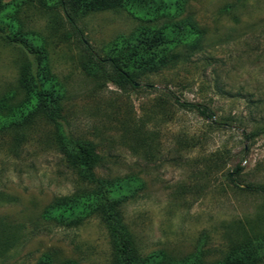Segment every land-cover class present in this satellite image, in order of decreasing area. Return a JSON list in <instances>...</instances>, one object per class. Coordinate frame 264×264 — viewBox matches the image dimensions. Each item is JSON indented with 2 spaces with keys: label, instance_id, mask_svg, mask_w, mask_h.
<instances>
[{
  "label": "rangeland",
  "instance_id": "374dc122",
  "mask_svg": "<svg viewBox=\"0 0 264 264\" xmlns=\"http://www.w3.org/2000/svg\"><path fill=\"white\" fill-rule=\"evenodd\" d=\"M184 17L202 32L199 46L178 49L188 56L140 75L134 88L119 89L110 82L98 86L82 64L90 51L101 58L116 55L115 42L143 24L127 11L83 14L73 26L59 9L27 1L7 16L22 33L43 41L62 95L64 127L93 144L96 175L132 182L124 222L149 264L162 254L177 262L198 251L206 262L220 260L226 230L238 222L264 230V194L244 189L264 187V136H243L264 127V0H186ZM24 58L19 45L0 37V96L17 87ZM174 99L204 106L213 119L232 124L211 126ZM51 132L48 123L37 121L15 147L10 132L0 131V220L14 226L17 236L14 246L0 250V264L44 258L109 264V238L97 218L66 229L46 216L55 197L82 186L53 146ZM237 167L239 188L228 176Z\"/></svg>",
  "mask_w": 264,
  "mask_h": 264
},
{
  "label": "trees",
  "instance_id": "16d2710c",
  "mask_svg": "<svg viewBox=\"0 0 264 264\" xmlns=\"http://www.w3.org/2000/svg\"><path fill=\"white\" fill-rule=\"evenodd\" d=\"M27 1L59 9L71 25L83 14L100 11H127L141 21L128 37L115 42L120 50L116 55L101 58L88 53L82 64L86 75L98 86L110 82L119 89L134 88L136 78L158 68L176 65L186 58L187 51L199 46L202 32L190 17H184L186 0H0V37L17 44L25 58L20 64L17 87L0 96V131L10 132L17 147L35 122L43 120L52 127L50 140L68 167L75 170L81 189L72 195L55 197L47 207L46 216L57 227L77 228L90 218H97L104 226L111 248L109 264H149L141 254L133 232L124 222L123 207L131 183L111 181L96 175L99 156L93 144L68 133L61 111V93L56 89L48 65V55L42 40L30 38L7 20ZM181 18V19H179ZM179 19L178 21H175ZM166 20L163 27L157 23ZM175 21V22H174ZM119 41V42H118ZM187 51L179 52L178 49ZM180 107L196 111L210 125L230 127L232 122L215 120L208 108L174 99ZM251 141L264 136V127L244 134ZM237 167L229 179L239 188ZM246 191L264 194V187L246 185ZM225 253L220 260L206 262L204 253L194 252L177 262L162 254L155 264H264V230L257 225L238 222L234 229L223 234ZM17 242L16 228L0 220V250L7 251ZM38 264H53L49 258Z\"/></svg>",
  "mask_w": 264,
  "mask_h": 264
}]
</instances>
